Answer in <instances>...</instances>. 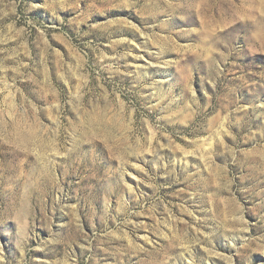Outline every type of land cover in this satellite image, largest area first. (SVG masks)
Here are the masks:
<instances>
[{
    "label": "rangeland",
    "instance_id": "374dc122",
    "mask_svg": "<svg viewBox=\"0 0 264 264\" xmlns=\"http://www.w3.org/2000/svg\"><path fill=\"white\" fill-rule=\"evenodd\" d=\"M0 264H264V0H0Z\"/></svg>",
    "mask_w": 264,
    "mask_h": 264
}]
</instances>
